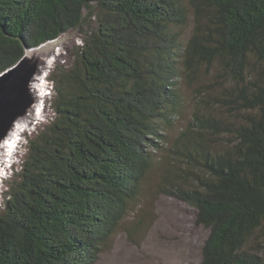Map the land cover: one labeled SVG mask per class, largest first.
I'll return each mask as SVG.
<instances>
[{
  "label": "trees",
  "instance_id": "1",
  "mask_svg": "<svg viewBox=\"0 0 264 264\" xmlns=\"http://www.w3.org/2000/svg\"><path fill=\"white\" fill-rule=\"evenodd\" d=\"M92 19L6 185L0 264H96L163 149L177 173L162 192L208 230L198 264H264V0H0V73ZM181 53L185 70L219 61L235 119L197 111L168 147Z\"/></svg>",
  "mask_w": 264,
  "mask_h": 264
},
{
  "label": "rangeland",
  "instance_id": "2",
  "mask_svg": "<svg viewBox=\"0 0 264 264\" xmlns=\"http://www.w3.org/2000/svg\"><path fill=\"white\" fill-rule=\"evenodd\" d=\"M188 4V0H185ZM187 24L176 27L183 46L187 45L196 29V15L193 8L188 12ZM94 22L89 20L83 30L75 29L62 34L47 46L39 50L52 55V66L41 77L43 99L40 113L31 118V124L24 125L18 134L17 144L9 151L7 161L0 177V206L7 190L13 165L17 155L25 148V137L42 130L54 117L51 105L53 81L48 76L56 67L72 62L76 46L83 42L84 32ZM204 30L208 20L201 17ZM182 54V53H181ZM179 76L177 78L180 105L172 113L171 120L162 122L165 134L163 143L171 147L179 135L187 128L195 112L216 118L235 119L227 103L221 101L227 97V89L232 86L230 79L221 72L219 61L208 65L201 63L197 69L185 70V56L178 57ZM38 86V84H37ZM169 150L163 149L156 156L154 166L148 172L142 189L130 205L125 218L120 222L116 232L103 245L96 264H198L201 261V246L208 230L196 222V209L168 193L162 192L166 174L177 173L172 164ZM13 174V173H12Z\"/></svg>",
  "mask_w": 264,
  "mask_h": 264
},
{
  "label": "water",
  "instance_id": "3",
  "mask_svg": "<svg viewBox=\"0 0 264 264\" xmlns=\"http://www.w3.org/2000/svg\"><path fill=\"white\" fill-rule=\"evenodd\" d=\"M47 44L26 47L25 54L16 64L0 73V177L9 155L8 138L20 120L30 119L34 123L31 118H37V110L42 105V98L37 95L40 94L38 86L36 93L34 85L41 86V77L50 67L44 66L47 62L52 63V55L55 56V52L51 55L39 51Z\"/></svg>",
  "mask_w": 264,
  "mask_h": 264
},
{
  "label": "bare ground",
  "instance_id": "4",
  "mask_svg": "<svg viewBox=\"0 0 264 264\" xmlns=\"http://www.w3.org/2000/svg\"><path fill=\"white\" fill-rule=\"evenodd\" d=\"M51 67L52 66V63L51 62H47L46 63V65L44 66L45 68H48V67ZM49 67V68H50ZM37 82H39V81H37ZM36 82V83H37ZM35 86V91H36V93H37V85H34ZM43 87L42 86H40L39 84H38V92L40 93V94H37V95H40L39 97L40 98H42L43 99V96H44V94L45 93H43V89H42ZM41 107H42V105L39 107V111L37 110V113L36 112H34V113H36V114H39L40 113V111H41ZM36 114H34V115H36ZM24 124H31L30 123V119L29 120H26L25 121V119L24 120H20L18 123H17V125L15 126V129L13 130V133H11V135H10V137L8 138V140H9V142H8V146H9V148H8V150L10 151V152H12L13 151V149H14V147H15V145L17 144V138H18V134L21 132V131H23L24 130V127H23V125ZM13 134H16V135H13ZM13 137V138H12ZM5 147V144L3 145V148ZM2 152L4 153L5 151H3L2 150ZM2 153V154H3ZM12 155V153L9 155V158L11 159V156ZM3 165V164H2ZM3 167V166H2ZM2 169V168H1ZM13 173V172H12ZM12 173L10 174V175H12Z\"/></svg>",
  "mask_w": 264,
  "mask_h": 264
},
{
  "label": "clouds",
  "instance_id": "5",
  "mask_svg": "<svg viewBox=\"0 0 264 264\" xmlns=\"http://www.w3.org/2000/svg\"><path fill=\"white\" fill-rule=\"evenodd\" d=\"M25 140H26V141H25V148H26L27 143H28V136L25 137ZM25 148L22 147V149H20L21 152L17 155V158H16L17 162H16L15 165H13V167L18 166V165L20 164L21 159H22V157L24 156ZM13 169H14V168H13ZM13 169H12V171H13Z\"/></svg>",
  "mask_w": 264,
  "mask_h": 264
}]
</instances>
